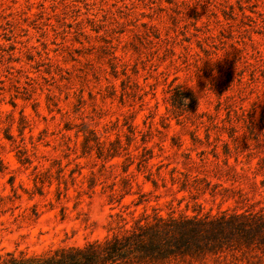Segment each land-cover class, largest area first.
<instances>
[{
    "label": "rangeland",
    "instance_id": "rangeland-1",
    "mask_svg": "<svg viewBox=\"0 0 264 264\" xmlns=\"http://www.w3.org/2000/svg\"><path fill=\"white\" fill-rule=\"evenodd\" d=\"M153 206L264 209V0H0V254Z\"/></svg>",
    "mask_w": 264,
    "mask_h": 264
},
{
    "label": "trees",
    "instance_id": "trees-1",
    "mask_svg": "<svg viewBox=\"0 0 264 264\" xmlns=\"http://www.w3.org/2000/svg\"><path fill=\"white\" fill-rule=\"evenodd\" d=\"M170 103L177 116L194 108L197 97L176 85ZM200 210L163 214L153 206L152 212L144 208L139 216H132V222L119 211L112 214L116 230L103 238L41 253L6 251L0 254V264H262L263 208Z\"/></svg>",
    "mask_w": 264,
    "mask_h": 264
}]
</instances>
